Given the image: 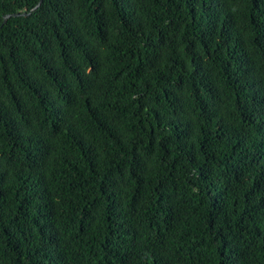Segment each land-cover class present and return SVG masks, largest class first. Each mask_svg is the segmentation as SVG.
I'll return each instance as SVG.
<instances>
[{"label":"trees","instance_id":"obj_1","mask_svg":"<svg viewBox=\"0 0 264 264\" xmlns=\"http://www.w3.org/2000/svg\"><path fill=\"white\" fill-rule=\"evenodd\" d=\"M38 2L0 0V264H264V0Z\"/></svg>","mask_w":264,"mask_h":264},{"label":"water","instance_id":"obj_2","mask_svg":"<svg viewBox=\"0 0 264 264\" xmlns=\"http://www.w3.org/2000/svg\"><path fill=\"white\" fill-rule=\"evenodd\" d=\"M42 2V0H39V2H38V4L35 6V8H37L38 6H39V4ZM34 8V9H35ZM20 14H18V13H15V14H12V15H5L4 17H3V23L4 22H6V20L9 18V17H11V16H19ZM21 15H25L24 13L23 14H21Z\"/></svg>","mask_w":264,"mask_h":264}]
</instances>
